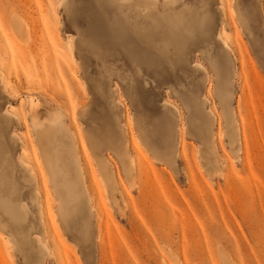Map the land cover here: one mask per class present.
Here are the masks:
<instances>
[{"label": "rangeland", "instance_id": "obj_1", "mask_svg": "<svg viewBox=\"0 0 264 264\" xmlns=\"http://www.w3.org/2000/svg\"><path fill=\"white\" fill-rule=\"evenodd\" d=\"M128 1L0 0V167L35 218L0 264H264V0Z\"/></svg>", "mask_w": 264, "mask_h": 264}, {"label": "bare ground", "instance_id": "obj_2", "mask_svg": "<svg viewBox=\"0 0 264 264\" xmlns=\"http://www.w3.org/2000/svg\"><path fill=\"white\" fill-rule=\"evenodd\" d=\"M150 5H157V1L156 0H132L131 2L130 1L126 2V4L124 6L122 4H120L118 6V8H121V7H128V8L129 7L130 8L139 7V8H141V7H143L145 9H149ZM74 17H76V16L74 15ZM175 24L176 25H174V28L177 29L178 28V22L175 21ZM97 31H98V33H100V36H105V35L108 36V35L114 34V32L112 31V28H108L103 23L100 24V30H97ZM218 38H220V40H222L223 48L226 51H229V50L231 51V46L229 45V43L226 40L222 39L221 36H218ZM233 56H234V54H233ZM235 64H237V63H235ZM196 67L199 68V65H197ZM221 97H223V95H221ZM226 120H227V124H230L228 120H230V122L234 123L231 113H226ZM56 122L57 121H55L54 123L56 124ZM50 123H51V121H50ZM58 124L59 125L57 126V128L54 127L55 129H53V127L51 128L50 126L49 127L48 126L41 127L40 130H37L36 137H37V141L39 143H41V144L45 143V145H47V148H43V157H44L45 165H46V168H47V171H48V174H49V180H50V183L52 184V186L54 188L55 194L59 196V199L61 201L63 199H65L66 201L72 202L73 205H74V203L79 202L77 200L79 198V195H81V191H80V189H81V186H80L81 185V181L79 180V174L77 172H75L76 176H71L69 174V172L67 170V165H69V163L68 164L65 163L66 164L65 165L64 164V160H63V158L67 157V155H71V148H70L71 146H69V148H66V147L65 148H60L61 150L54 149V148H51V147L48 146V145H51L52 142H54V140L59 145L61 143L60 142V137H59V134H60L59 130L61 129V127H60L61 125H60V123H58ZM53 130H55V132L57 131V133L54 134ZM33 131H34V129H33ZM65 142H66V140H65ZM215 147H216V145H215ZM41 151H42V149H41ZM53 153H54L55 156L52 155ZM0 161H2V164H4V165L8 162L7 152L6 151L2 150V152H0ZM7 168H8V166H7ZM69 171H70V169H69ZM24 177L26 178V176H24ZM25 178H24V180L26 182L27 179H25ZM8 179L9 178L4 173L3 168L0 167V228L2 230H5L7 233H9L8 237L10 238V240L12 239V242L15 245L20 246L23 249V246L24 245H28L29 244V240H31V239H29L30 231L33 229V224H34V219L35 218H33L32 221H31L30 219H28L27 214L26 215L24 214L23 217L21 216V213H24L25 210H21L22 212L20 213L19 209L17 208V202L16 201H17L18 198L22 199L23 192L21 191L20 188H19V190L14 191V189H13L11 183H9ZM27 185H29V184H27ZM35 194H36V191H35ZM29 199H34V198L31 196ZM34 238H36V237H34ZM37 241L39 243L38 239H37ZM39 244H41V243H39ZM24 261H25V259H24Z\"/></svg>", "mask_w": 264, "mask_h": 264}, {"label": "crops", "instance_id": "obj_3", "mask_svg": "<svg viewBox=\"0 0 264 264\" xmlns=\"http://www.w3.org/2000/svg\"><path fill=\"white\" fill-rule=\"evenodd\" d=\"M10 179V178H9ZM11 180V179H10ZM10 182H12L13 183V181L11 180ZM9 182V183H10ZM12 187H13V189H14V191H16V190H19V188H17V187H15V186H13L12 185ZM35 199H31V201H32V203H35V201H34ZM23 201H24V197L22 196V199H17V208L19 209V211H20V213L22 212L21 210H25L24 211V213H21V216L23 217V215L25 214H27V216H29V210L27 209V207H26V205L23 203ZM23 204V205H22ZM25 206V207H24ZM33 214V213H32ZM7 233V232H6ZM7 234H9V233H7ZM11 241H12V239H11Z\"/></svg>", "mask_w": 264, "mask_h": 264}]
</instances>
